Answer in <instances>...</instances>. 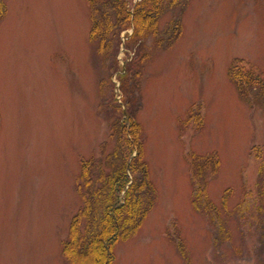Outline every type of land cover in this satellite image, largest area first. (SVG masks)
<instances>
[{
    "label": "rangeland",
    "instance_id": "1",
    "mask_svg": "<svg viewBox=\"0 0 264 264\" xmlns=\"http://www.w3.org/2000/svg\"><path fill=\"white\" fill-rule=\"evenodd\" d=\"M6 2L0 264H69L63 245L82 206L80 160L114 168L115 105L128 108L131 96L158 197L137 234L116 245L114 264H264V99L247 98L229 77L237 59L264 74V0H165V44L150 36L127 47L133 29L123 31L118 70L90 38L89 0ZM129 62L143 73L126 101L119 74ZM210 153L220 158L205 175L212 213L195 206L191 157Z\"/></svg>",
    "mask_w": 264,
    "mask_h": 264
},
{
    "label": "trees",
    "instance_id": "2",
    "mask_svg": "<svg viewBox=\"0 0 264 264\" xmlns=\"http://www.w3.org/2000/svg\"><path fill=\"white\" fill-rule=\"evenodd\" d=\"M89 0L92 8L93 27L90 38L98 40V50L104 59H114V69H119L116 62V37L123 31L133 29L126 34L128 45L144 42L150 36L157 38L158 46L165 44V38L160 37V19L165 10V0H139L129 6V0ZM178 0H171L175 4ZM7 14L6 0H0V22ZM174 26V37L182 34L180 22ZM172 37L167 46L174 41ZM174 39V40H173ZM149 52L141 61H147ZM240 63V67L235 65ZM121 68L119 74L121 89L126 95V101L131 96L132 83L140 89L142 71H133L132 62ZM229 77L244 91L247 98L264 99V74L245 64L241 59L235 60L229 67ZM123 103H116V120L112 121V136L120 145L119 151L109 156L108 166H114L106 172L101 162L94 158H81V171L77 180V192L82 197V206L73 216L69 235L64 242V257L69 264H114L116 245L135 236L147 219L149 212L155 207L158 193L151 180L148 162L144 159L143 127L137 119L136 112ZM194 180H197L194 203L199 211L203 209L212 213L218 211L216 204L209 199L205 175L219 171L220 158L215 153L208 156H191ZM116 164L110 159H120Z\"/></svg>",
    "mask_w": 264,
    "mask_h": 264
}]
</instances>
